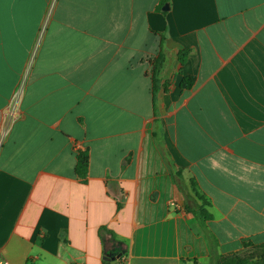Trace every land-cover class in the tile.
<instances>
[{
    "label": "crops",
    "instance_id": "0c3cea01",
    "mask_svg": "<svg viewBox=\"0 0 264 264\" xmlns=\"http://www.w3.org/2000/svg\"><path fill=\"white\" fill-rule=\"evenodd\" d=\"M191 180L220 255L264 245V0H0V255L210 264Z\"/></svg>",
    "mask_w": 264,
    "mask_h": 264
},
{
    "label": "trees",
    "instance_id": "16d2710c",
    "mask_svg": "<svg viewBox=\"0 0 264 264\" xmlns=\"http://www.w3.org/2000/svg\"><path fill=\"white\" fill-rule=\"evenodd\" d=\"M187 52L183 51L179 55V59L182 65L185 64L187 58ZM165 63L164 55H160L155 62L153 72V83L154 85L162 82V70ZM195 83V78L191 76H184L180 86L182 89H190ZM90 156L88 151H81L77 155L76 174L86 179L88 176ZM175 177H179V174H175ZM191 189L194 192V198H191V205L188 203L186 210L190 211L195 215L199 222L201 230L205 233L210 244V264H264V245L258 247L254 252L249 255L233 254L229 256L220 255L217 252L218 239L209 231L207 221L211 219V214L208 211L210 206L209 201L200 193L193 180H191ZM196 199L193 203L192 200Z\"/></svg>",
    "mask_w": 264,
    "mask_h": 264
},
{
    "label": "built area",
    "instance_id": "2783aa9c",
    "mask_svg": "<svg viewBox=\"0 0 264 264\" xmlns=\"http://www.w3.org/2000/svg\"><path fill=\"white\" fill-rule=\"evenodd\" d=\"M43 30H44V28L42 29V31ZM36 49L37 48H35L32 56H31V59H30L28 65L26 67L25 73L21 77V80H20L19 84L17 85L15 92L13 94V97H12V100H11V103L9 106V110L7 113V123L8 124H11L20 115L19 105H20L23 93L25 91V87H26L27 80H28V74H29L30 69L32 68V65H33ZM173 205H175V204L173 203ZM0 264H10V262L7 259H5L2 255H0Z\"/></svg>",
    "mask_w": 264,
    "mask_h": 264
},
{
    "label": "water",
    "instance_id": "95a60500",
    "mask_svg": "<svg viewBox=\"0 0 264 264\" xmlns=\"http://www.w3.org/2000/svg\"><path fill=\"white\" fill-rule=\"evenodd\" d=\"M163 9H164V10H167V9H168L167 5H166ZM109 256H110V254H109Z\"/></svg>",
    "mask_w": 264,
    "mask_h": 264
}]
</instances>
